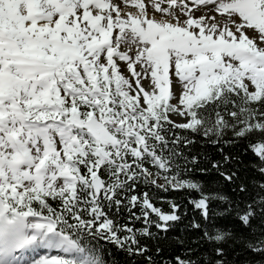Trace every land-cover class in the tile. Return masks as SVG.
<instances>
[{
    "label": "snow or ice",
    "instance_id": "snow-or-ice-1",
    "mask_svg": "<svg viewBox=\"0 0 264 264\" xmlns=\"http://www.w3.org/2000/svg\"><path fill=\"white\" fill-rule=\"evenodd\" d=\"M0 264H264V0H0Z\"/></svg>",
    "mask_w": 264,
    "mask_h": 264
}]
</instances>
